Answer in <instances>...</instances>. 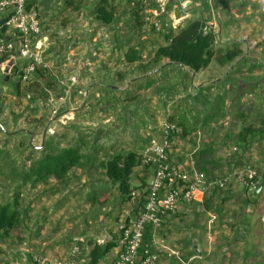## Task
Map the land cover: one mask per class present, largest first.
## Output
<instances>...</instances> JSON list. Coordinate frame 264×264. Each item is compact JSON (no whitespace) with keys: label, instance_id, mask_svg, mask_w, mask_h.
<instances>
[{"label":"rangeland","instance_id":"obj_1","mask_svg":"<svg viewBox=\"0 0 264 264\" xmlns=\"http://www.w3.org/2000/svg\"><path fill=\"white\" fill-rule=\"evenodd\" d=\"M36 1H44V6H48L43 10L36 8L39 16L47 17L50 22L44 27L43 34L50 38H43L48 43L44 53L54 51L49 57L50 64L43 67L40 78H33L25 84L17 75L16 65L9 69L12 72L9 79L0 71V202L14 201L18 194L21 210L20 226L9 232H0V264H92L90 251L93 244L121 243V235L128 227L131 214L139 209L138 200H121L118 190L116 192V187L109 182L104 165L106 159L134 148L140 141L148 139V143L152 136L163 141L165 124L175 122L178 127L170 134L166 161L182 169L181 164L172 158L171 148L175 146L176 137L182 139L186 136L184 128L202 127L204 118L209 115L218 123L227 118L221 127H232L235 136L238 133L235 129L244 122L239 123L240 119L251 115L253 108L252 103L242 100L241 93L254 92L252 82L256 78L246 77L248 74L231 78L205 112L193 113L185 103L190 92L191 95L196 93L193 88L190 91L187 84L191 72L179 63L165 69L163 64L170 59L153 54L170 42L168 39L172 33L157 28L154 23L158 13L165 18L172 16L170 1ZM100 5L113 11L111 22L98 18ZM177 9L182 13H176ZM188 9L189 5L183 7L180 4L174 11L182 19L191 16ZM108 31L124 34L126 59L122 61L128 62L115 72L120 79L110 77V82L126 91L125 102H118L116 97L110 101L112 108L105 111L104 104L107 103L103 97L96 98L100 100L88 107L85 96L92 81L105 82L106 76L103 77L100 69L87 70L81 60L70 53H61L63 50L59 49L57 37L62 39L77 33L84 45L95 41L99 47ZM170 31L175 33L174 28ZM60 42L64 44L62 40ZM146 44L150 48L144 53ZM215 47H220L219 43ZM64 48L71 50L69 45ZM231 48L236 50V43ZM126 52L140 58L129 60ZM221 54L218 53L219 57ZM6 56L0 60L4 61ZM255 66L257 68L259 64ZM244 67L243 64L231 66V74ZM87 74L93 75L91 82ZM150 85L154 88L149 89ZM123 91L120 92L122 96ZM71 106H79V112L67 115L70 109H66ZM83 109H89L91 113L82 114L87 112ZM258 118L262 120L261 115ZM246 128L259 129L254 123L246 124L243 129ZM73 144L84 153L83 167L71 168L66 179L52 176L45 181H33L31 167L37 159L47 152H56ZM145 147L138 150L140 155ZM145 165L155 170L156 165ZM136 173L131 179L138 175L139 184L133 186L131 182L132 186L143 189L147 182L140 172ZM72 180L76 181L70 186ZM71 192L75 193L72 203L69 199ZM90 192L98 195L95 202L88 200ZM111 250L98 264H110L115 255V250Z\"/></svg>","mask_w":264,"mask_h":264},{"label":"crops","instance_id":"obj_2","mask_svg":"<svg viewBox=\"0 0 264 264\" xmlns=\"http://www.w3.org/2000/svg\"><path fill=\"white\" fill-rule=\"evenodd\" d=\"M182 1H188V13L191 15L189 17L206 21V27L214 30V45L219 43L220 46L208 66L193 70L183 65L191 72L187 80L189 90H196L194 95L190 92L185 101L188 109L198 114L205 112L208 105L216 101L215 97L226 83L235 76L248 74L246 77L256 79L252 82L254 92L241 93L242 100L252 103L253 108L251 115L240 119L239 123L243 120L244 122L241 127L238 125L235 129L238 131L235 136L232 127H221L222 122L227 120L224 118L219 123L214 120L208 125L188 130L182 139L176 137L175 146L171 148L172 158L181 164L186 175L190 177L203 173L208 178L219 177L227 180L224 186L200 192L195 199L179 202L168 212L163 228L154 235V249L159 255L158 264H260L264 260V0H170L173 14L175 6H179ZM43 3L44 1L41 3L34 0L33 4L43 10L48 7ZM176 13L182 12L177 9ZM189 17H183L174 27V32L187 24ZM42 19L44 27L50 24L47 17ZM57 21L58 18L55 23ZM165 30L173 34L170 29ZM106 35L99 47L95 41L86 42L84 45V41L78 39L77 33L62 39L57 37L59 49L63 50L61 53H70L74 58L81 60L87 70L100 69L103 77L106 76L107 79H103L105 82L92 81L87 86V92L85 91L88 107L94 101L100 100L96 98L103 97L106 101L104 103H107L104 104L105 111L112 108L110 101L116 97L118 102H125L126 91L121 90L122 86L110 82V77L120 79L115 72L128 62L125 60L124 34L108 31ZM43 38H48V35ZM234 43L236 50L231 48ZM65 45L67 48L68 45L71 46V50L64 48ZM146 45V48H143L144 53L150 48L149 44ZM219 48L223 50L219 51ZM156 52L153 54L156 55ZM219 52H222L220 57ZM47 53L46 63L49 65L50 55L54 51ZM126 57L129 59L128 52ZM174 64L177 63L168 60L163 64V68ZM240 64L245 67L231 74V66ZM257 64L259 66L256 68ZM228 66L230 67L227 68ZM87 75L88 81L91 80L93 75ZM148 87L154 88L152 85ZM121 91L123 96L120 95ZM77 98L79 99V96ZM79 108L71 106L66 109H70L66 114L78 113ZM84 111L87 112L82 114L91 113L89 109ZM108 114L111 117V113ZM260 115L262 120L258 118ZM252 123L259 129H243L246 124ZM147 140L140 141L139 145L131 149L140 150L147 144ZM133 170L132 175L140 172L143 180L147 182L143 189L133 190L132 200L136 202V196L148 185L154 171L143 163L136 165ZM70 172L71 170L69 174ZM133 179V186L138 185V175L135 181ZM75 181H70V186H73ZM117 190L116 187L115 191ZM74 196L75 193L71 192L70 203L74 201ZM140 210L141 208L131 214V225ZM117 245L112 248L115 252Z\"/></svg>","mask_w":264,"mask_h":264},{"label":"built area","instance_id":"obj_3","mask_svg":"<svg viewBox=\"0 0 264 264\" xmlns=\"http://www.w3.org/2000/svg\"><path fill=\"white\" fill-rule=\"evenodd\" d=\"M33 3L34 0H0V58L7 55L4 61L0 60V71L10 78L9 69L16 65L24 84L40 78L43 67L48 66L43 19ZM187 3L182 1L181 5L185 7ZM180 19L176 13L166 18L158 13L154 23L157 28L172 29ZM175 127V122L166 123L163 141L152 136L145 145L141 162L156 165L154 174L137 199L140 213L133 225L129 223L124 229L110 264H158L154 235L163 228L168 212L179 202L193 200L200 192L226 184V178H208L203 173L189 177L176 164L166 161Z\"/></svg>","mask_w":264,"mask_h":264},{"label":"trees","instance_id":"obj_4","mask_svg":"<svg viewBox=\"0 0 264 264\" xmlns=\"http://www.w3.org/2000/svg\"><path fill=\"white\" fill-rule=\"evenodd\" d=\"M98 11V18L106 22L111 21L114 17L113 11L107 9L105 5L98 6ZM202 22L203 20L199 18L192 17L189 19L187 24L169 35L170 42L158 48L156 57L166 56L170 61L188 66L193 70L208 66L217 54L218 48L214 45V30L209 27L202 29ZM128 58L133 60L140 58V56L128 54ZM213 119L214 117L209 115L204 118L203 123L207 125ZM195 129L192 127L191 129L184 128V134L188 133V130ZM141 158L137 149H130L111 155L104 163L106 175L110 178L109 182L118 188L119 196L123 201L130 200L133 196L134 187L131 184V175L134 167L141 163ZM84 165V153L79 146L73 144L56 152H47L42 158L34 162L31 172L34 182L45 181L52 176L66 179L71 168L83 167ZM97 196L90 192L88 200L95 202ZM18 204V194L14 201L0 202V232H9L20 226L21 210ZM117 244L112 241L104 245L94 243L90 251L92 264H98L101 258Z\"/></svg>","mask_w":264,"mask_h":264},{"label":"water","instance_id":"obj_5","mask_svg":"<svg viewBox=\"0 0 264 264\" xmlns=\"http://www.w3.org/2000/svg\"><path fill=\"white\" fill-rule=\"evenodd\" d=\"M206 27V21L202 22V29H204ZM4 127V126H3Z\"/></svg>","mask_w":264,"mask_h":264}]
</instances>
